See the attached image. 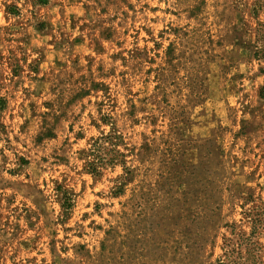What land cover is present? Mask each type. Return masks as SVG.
<instances>
[{
  "label": "rangeland",
  "instance_id": "1",
  "mask_svg": "<svg viewBox=\"0 0 264 264\" xmlns=\"http://www.w3.org/2000/svg\"><path fill=\"white\" fill-rule=\"evenodd\" d=\"M0 264H264V0H0Z\"/></svg>",
  "mask_w": 264,
  "mask_h": 264
}]
</instances>
